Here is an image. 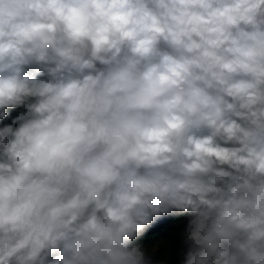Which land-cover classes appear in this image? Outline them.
Here are the masks:
<instances>
[{"label": "clouds", "instance_id": "1", "mask_svg": "<svg viewBox=\"0 0 264 264\" xmlns=\"http://www.w3.org/2000/svg\"><path fill=\"white\" fill-rule=\"evenodd\" d=\"M0 264H264V0H0Z\"/></svg>", "mask_w": 264, "mask_h": 264}, {"label": "trees", "instance_id": "2", "mask_svg": "<svg viewBox=\"0 0 264 264\" xmlns=\"http://www.w3.org/2000/svg\"><path fill=\"white\" fill-rule=\"evenodd\" d=\"M175 227L176 225L173 220H161L155 226H150V231L147 233L146 238L149 240H158L162 243L167 242L175 231Z\"/></svg>", "mask_w": 264, "mask_h": 264}]
</instances>
